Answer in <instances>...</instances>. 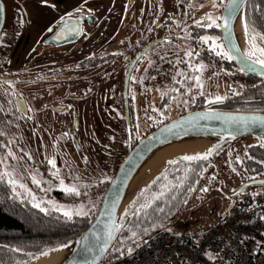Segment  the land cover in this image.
<instances>
[{
	"label": "rangeland",
	"instance_id": "rangeland-1",
	"mask_svg": "<svg viewBox=\"0 0 264 264\" xmlns=\"http://www.w3.org/2000/svg\"><path fill=\"white\" fill-rule=\"evenodd\" d=\"M5 1L7 4V22L0 41V73L9 72L7 74L20 75L24 71L22 67L25 63L28 68L27 71L30 73L55 71L54 69L60 68L59 73L55 71V74L51 76L56 77L54 81H58L53 86L49 85L50 82H45V85L41 86L38 82L28 80L23 87H17L25 97L29 110L35 111L33 115L36 116L37 113H40L41 108L48 103L51 97L60 95L67 89L70 90V84L74 87L71 91L81 94L83 91L78 85L80 83L77 82L81 77L89 76L84 81L85 83L81 85H86L87 90H91L93 94L82 102H72L73 110L78 113L79 120L78 128L74 134L75 139L81 145V148L77 151L73 148L67 125L63 124L66 121H70V125L72 124L73 119H70L69 114L56 115L55 118L45 116L43 117L44 120L40 119L42 124L45 123L46 126L50 122L52 127L50 130L42 127H39L38 130H28L25 121L15 117L12 113L11 120L15 125L12 136L15 139L12 136L7 139L9 146L3 153L5 158L3 162L4 170L11 174L18 185H24L27 181L30 184L27 187L29 188V194L34 197L36 203H44L46 209L51 208L62 215L65 211H70L73 213L72 217H83L85 215H75V212L83 206L87 214H91V212L99 209L107 185L130 147L122 108L124 71L121 69L115 72L113 70L115 62L96 68L93 67L82 73L78 71L76 74L73 73L72 68L77 65L80 59L95 54L100 57L104 52L109 51L111 47L107 50H103L105 47H102L104 41L101 37L104 38L105 35H108L109 38L112 36L111 41L108 42L109 44H113L122 38L119 42L122 41L123 46L119 50L131 45L133 43L134 28L139 25L138 16H142L141 19H143L140 24L148 27L152 22V18H150L152 12L154 9L155 11L159 9V4H155L153 0H46V2L45 0H24L30 16L35 19L49 18L51 20L58 19L61 13L66 10L64 7H67L70 3L76 7L79 6L80 10L84 12L86 6L89 7L90 4L97 6L100 3L97 6L98 8H94L97 11L95 17L97 22L91 27L92 37H97L98 41L93 42L90 46L89 41L85 38L74 46L48 49L44 46V48L41 47V44H37L40 41L41 28L35 30L29 24L27 28L23 27L24 24L17 28L14 22L15 11L20 7L15 0ZM225 2L226 0H162L160 2L163 9L161 20L167 17L179 16L182 18L179 23L180 29L189 25L197 26V22L202 25L203 22L199 16L191 19L188 23L185 20L186 10L198 9L200 11L198 15L204 14L207 17L211 15V19L214 20L223 10ZM99 15H101L100 18ZM211 23L208 25L213 26ZM209 38H211L209 42L212 43L213 38L211 36ZM34 44L37 46L33 49ZM220 45V52L223 53V46L221 43ZM178 51L179 54H177V49L173 48L171 52L169 51L166 54L165 52H156L150 56V74L158 75V77H154L157 88L166 90L168 87L173 89L179 85L181 88L187 86L183 83V79L187 81V69L190 71L192 62L190 60L184 61L187 54L182 49H178ZM36 55L41 56L37 57ZM163 55L165 57L162 58ZM40 57H42V61ZM223 57L220 55L219 62L214 66L204 63L201 72H190L194 75L199 73L198 76L201 79L203 77L202 87L195 84L196 88H202L203 93L206 95L203 101L205 105L210 104L209 101H214L217 96L222 97L221 102L227 105V101H231L241 93L248 91L250 87L247 84V76L244 72H240L238 68L234 69L231 63L225 64ZM194 65L196 68L201 64L198 61L194 62ZM180 72L185 75H178ZM91 73L96 74L92 75ZM69 77H76L77 83L73 85L74 82H69V80L73 81ZM174 81H181L182 83L176 85ZM249 84L251 85L250 82ZM90 86L91 88H89ZM202 89L200 94H202ZM177 91L181 90L174 89V96L170 98V102L166 107V115L170 119L179 116L182 106H189L193 103V101L189 102L187 98L179 96L180 93H177ZM137 94L135 96L137 98L136 109L138 113L135 111V115H137L136 118L138 117V124L137 128L133 129V133L136 139H141L150 132L147 127L148 117L150 116L147 106L149 104L148 99L152 97L151 100L153 102L155 100L157 104L160 98L153 93H143L142 91H138ZM191 94L193 95L189 92L186 95ZM7 96H5V103L12 107H9V110H13L12 99L7 98ZM58 125H60L59 128ZM58 133L66 136L65 142L59 141L58 143L55 140ZM27 137H36L37 140L32 142L29 147L25 144V138ZM262 138L257 135H248L234 139L227 144L213 147L212 149H215V151L211 154L213 156L210 165L205 168L203 175L197 181L184 208L166 224L167 231L175 235L184 233L200 234L212 228L230 206L231 199L228 194L231 191L253 177L255 179L264 177V160L261 158L249 159L251 157L250 147L252 145L260 146ZM39 139L44 145H41ZM52 147L55 148V151L50 150ZM25 150L30 154V156H27L29 160L31 157L35 164H41L44 151L49 162H54L57 167L60 164L65 167L59 171L58 176L54 174V171L45 167V173L42 176L37 170L27 169ZM9 152L11 155H9ZM208 152L209 150L205 153ZM237 159H239V162H237ZM4 170L0 171L3 173ZM49 174L52 177H48ZM33 177L39 181V186L33 183ZM61 181H63V185H61ZM65 187H75L80 194L77 196L67 193L64 191ZM204 188H207L208 191H201ZM103 189L104 192L100 197ZM55 190L63 191L68 195L64 194L62 196L63 201H59L53 197ZM262 191H264V186H252L248 192L259 193ZM64 197H67V200H64ZM37 254L39 253L32 256L34 257Z\"/></svg>",
	"mask_w": 264,
	"mask_h": 264
},
{
	"label": "flooded vegetation",
	"instance_id": "flooded-vegetation-1",
	"mask_svg": "<svg viewBox=\"0 0 264 264\" xmlns=\"http://www.w3.org/2000/svg\"><path fill=\"white\" fill-rule=\"evenodd\" d=\"M153 1L155 4L157 5L159 4V9L156 11L155 9L153 10L152 15L150 17L152 18V22L151 24L148 25V27L146 25L142 26L140 24L142 23L141 21H143V19H141L142 16L140 15L138 16L137 20L139 22V25H136L134 28L133 43L131 45L123 48L122 50H119V48L121 49L123 46V42L122 41L119 42L122 38H120L117 42L113 44H109L108 42L111 41L112 36H110L109 38L108 35H105L104 38L101 37V39L104 41V44H102V47L103 46L105 47L103 50H107L109 49V47H111L110 50L106 52L102 50L104 53L100 57H98L95 54V55H90L88 57L80 59L78 60L77 65L75 66L73 65L74 67L72 68L73 73L76 74L78 71L82 73L88 69H92L93 67L96 68L97 66H103L110 62L111 63L115 62L116 64H114L113 66V70L115 72H118L121 69H123L124 82H123V88H122V91H123L122 108H123V119L125 122V128H126L127 135H128L129 145H133L139 140V139H136L133 133V129L137 128V124H138V121H137L138 117L136 118L137 115H135V111L138 113L136 109L137 98L135 96V95H138L137 94L138 91H142L143 93H153L158 98H160L157 104L155 100L154 102L153 100H151L152 97L148 99L149 104L147 106L149 108L148 114H150V116L148 117L147 127L149 131H152L155 128L162 125L163 123L171 120L170 118H167L166 107H167V104L170 102L169 101L170 98L174 96V89H177V88L181 90V91H177V93H180L179 96H182V98L184 97L187 98L189 102L193 101V103L190 104L189 106H186V105L182 106L179 116L187 112L201 109V108H210V107L225 108L226 106H228L222 102L221 103L220 102L210 103V104L205 105L203 101L205 100L206 95L203 93L202 88H199V89L196 88L197 83H196V80L193 79V77H197L199 73H197L196 75H194V73L193 74L190 73L192 71L194 72L193 69L195 68V65H197V64L194 65V62L199 61L201 65L206 63L208 65L212 64L213 66L219 62L220 55H217V52L221 51L220 47L217 48V52L212 51V46H213L212 43L208 42L207 44H204L202 42L204 37L211 36L216 41L217 45H220L221 43L223 46L224 52L228 53L222 41L220 26H217V25H220V20H221V15H222L223 10L220 11L221 13H219L216 16V19L214 20L208 19V18H211V15H209V17H207L204 14L198 15L200 13L198 9L191 10V11L186 10L185 20L188 21V23L189 21H191V19L199 16L203 24L199 26L189 25L187 27L180 29L179 23L182 21L181 20L182 18L179 16H175L173 18L167 17L164 20H161L163 9H162V5H160V2L162 0L161 1L153 0ZM4 2L6 5V22H7V4L5 0ZM15 2H17V5H19L20 7V9H17V11H15L14 22L17 25V28H19L21 24H24L23 27H26V28H27V25L29 24L30 27H32L35 30L41 28L42 33H41V36L39 37L40 41L37 43L39 45L41 44V47L44 46V47H47L48 49L66 48V47L77 45L79 41H83L85 38L87 41H89L88 44L90 43V46L93 44V42L98 41L97 37H92L93 35L91 34L92 32L91 27L94 25V23L97 22V19H95L97 11L94 10V8H96L98 4L100 3H98L97 6H95L94 4H90L89 7L86 6L85 12L80 10L79 6L76 7V6H73L72 3H70L67 7H64L66 8V10L64 11V13H61V16L58 19L51 20L49 18L35 19L32 16H30L29 11L25 7L24 0H15ZM48 5H51V4H48ZM100 16L101 15H99V18ZM213 21H215L214 24H213ZM6 22H5V25H6ZM210 23L213 24V26H209ZM77 25L79 26L80 32H79V35L75 38V40L72 42H66V43L59 44L73 37L74 33H76ZM62 26L64 27L61 29ZM50 28L52 29L51 31H49ZM89 28L91 29L87 31ZM4 30H5V26L0 35V41L4 34ZM59 31L61 32L58 33ZM101 34H103V32H101ZM55 35H56V40L54 38ZM36 46L37 45L34 44L33 49ZM173 48L177 49V54H179L178 49H182L184 53L187 54L184 61L190 60L192 62V66L190 68V71L189 69H187V74H186L187 81L186 79H183V83L187 85L186 87L181 88V86L179 85L177 86V88H173V89L172 88L169 89L168 87V89L166 90L164 89L165 90L164 91L163 89L157 88L158 86L156 85V80H154V77H158V75L150 74V66H151L149 62L150 56L152 54H155L156 52H165L166 54L169 51L171 52ZM190 52L192 53L191 56L188 55V53ZM36 56L39 57L41 55H36ZM163 57H165V55H163L162 58ZM41 58L42 57H40V60ZM166 58L170 59L171 57H166ZM223 58H224L223 60L225 64L231 63L234 69L238 68L232 59H228L226 56H224ZM22 68H24V71L20 75L7 74L9 72L0 73V130L3 131L2 134L7 135L8 133L7 131H10L11 133L10 136L14 134L15 125L11 120L12 113L15 115V117L25 121V123L28 125L27 127L28 130H32V129L38 130L39 127H42L43 129H46V130H50L52 128L50 122H48L47 123L48 126H46L45 123L42 124L40 119L44 120L45 118L43 117L45 116H51V118H55L56 115H61V114L66 113V114H69L70 119L71 118L73 119V122L71 125L69 123L70 121H66L63 124L67 125L68 133L72 138L74 150L76 151L79 150L81 148L80 147L81 145L78 142V140L75 139L74 137L75 131L77 130L78 125H79L78 113L75 112V110H73L74 107L72 105V102H82L93 94L91 90H87L86 85H81L82 83H85L84 81H86L89 76L81 77L79 78V80H77L76 77H69V79L73 80V81L69 80V82H72V83L74 82L73 85H75V83L77 82L80 83L78 85L82 88L83 92L81 94H78V93L71 91V89H73L74 87H72V84H70V90L67 89L62 94L51 97L48 103L44 107L41 108V112H40L41 114L37 113V115L35 116L33 115L35 111L29 110L27 106L28 103L25 97L22 95L21 91L17 89V87L18 88L23 87L24 84L28 82V80H30L31 82H38L41 86H44L45 82H50L49 85L53 86L54 84L58 83V81H54L56 80V77H51V76L55 74L54 73L55 71H58L57 73H59L60 68L54 69L55 71H47V72L41 71L39 73H30L29 71H27L28 68L26 67V63L23 65ZM239 71L242 73L244 72L241 69H239ZM94 74L96 73H93L92 75ZM244 74L245 76H247L245 72ZM214 79H213V82L215 83ZM200 81L203 84V77L202 79L200 78ZM246 81H247V84L250 86L249 82L251 83V78L246 77ZM174 82L176 85L178 84L177 81H174ZM89 88H91V86ZM201 89H202V94H200ZM160 91L163 92V94H161ZM189 92L193 93V95L192 94L186 95ZM184 94L185 96H183ZM5 96H7V98L12 99V102L14 104L13 110L12 109L9 110V107L10 108L12 107L5 103ZM126 96H127V99H126ZM20 99H22L25 103V111L19 110L17 100H20ZM227 102L228 103L235 102V98ZM75 122H77L76 126H74ZM59 127L60 125H58V128ZM60 134L62 133L57 134V137L55 138V140L58 143L59 141L65 142L66 136L63 134L65 137H64V140L62 141L59 138ZM13 139L15 138L13 137ZM35 140H37L36 137H32V138L27 137L25 138V144L29 146ZM2 141H4V143L8 142L5 138L3 140L0 139V142ZM40 143L41 145H44L42 144L41 140H40ZM8 146H9V142L7 143V148ZM50 150L55 151V148L52 147ZM4 152L5 151L0 146V170H4V165H3V162L5 161V158L3 156ZM24 152L26 156L25 162H26L27 169H33L35 171L37 170V172L40 173L42 176H44L45 167H48L50 170L54 171V174H57V176L59 175V171H61L62 168L65 167L62 164H60L59 167L53 166V164L50 163L49 160L45 157L44 151L42 154L41 164H37V163L35 164L34 161L31 160V157L29 160V158L27 157V156H30L29 152L26 150ZM3 173H5V170L3 171ZM47 176L52 177L51 174ZM29 185L30 184L26 181V183L21 188L25 189ZM237 188H235L233 191H235Z\"/></svg>",
	"mask_w": 264,
	"mask_h": 264
},
{
	"label": "trees",
	"instance_id": "trees-1",
	"mask_svg": "<svg viewBox=\"0 0 264 264\" xmlns=\"http://www.w3.org/2000/svg\"><path fill=\"white\" fill-rule=\"evenodd\" d=\"M245 22L256 32L264 34V0H248ZM261 46L264 47V44ZM247 77L251 78L248 91L236 96L235 102L228 103L224 109L264 112V80L250 75ZM2 132L0 130V139L7 140L10 131H7V135H3ZM228 142L230 141L216 146ZM7 143L0 142L4 151L7 150ZM250 150L249 159L264 160V148L252 145ZM212 156L196 162H184L179 159L177 161L181 162L178 165L171 164L158 176L159 179L157 177L143 189L147 190L143 198L138 200L142 190L137 193L123 212L122 217L127 218V224L106 258L108 264L133 255L147 242L150 235L167 231L166 224L184 208L193 191L190 189H194L205 168L210 165ZM0 175H3L1 171ZM9 179V176H4L0 180V264H27L36 253L47 252L70 243L92 222L98 211L96 209L95 212L83 217L73 216L68 219L51 208L46 209L42 203L39 204L40 208H44L45 211L41 212L40 208L33 207L36 200L29 194V188L23 189L18 184L13 188ZM54 192L53 197L59 201H63L64 194L68 195L59 190ZM103 192L104 189L101 190L100 197ZM161 193L163 195H160ZM158 195L160 199L153 201L152 198ZM64 198L67 200V197ZM145 201L150 202L152 206L138 211L140 204ZM133 232L136 233L135 237L132 235Z\"/></svg>",
	"mask_w": 264,
	"mask_h": 264
},
{
	"label": "water",
	"instance_id": "water-1",
	"mask_svg": "<svg viewBox=\"0 0 264 264\" xmlns=\"http://www.w3.org/2000/svg\"><path fill=\"white\" fill-rule=\"evenodd\" d=\"M247 2L248 0H241L239 11L229 21V33L226 35L222 27L224 22L223 18L227 15L225 9L229 4V0L226 1L220 20L221 37L224 46L232 57L235 65L247 75L264 80V69L259 65H255V71H247L244 70V66L241 64V60L251 63L257 59L254 56L249 59V57L245 55L248 53V49L252 51L250 42L246 39L245 46L247 47L243 48L239 46L236 38L238 24H245V9ZM5 22L6 5L4 0H0V35L4 29ZM63 27L64 26H62L61 29ZM60 32L61 31L58 33ZM79 32V26L77 25L76 33H74L73 37L59 44L74 41L79 35ZM54 38L56 40V35ZM17 102L19 110L25 111L24 101L20 99L17 100ZM254 116L264 117V112L212 107L201 108L187 112L163 123L159 127L145 134L134 145H130L128 153L117 167L113 177L107 185L99 209L92 222L75 239L66 244L67 246L64 245L58 248L64 250V255L58 264H103L106 262L110 250L127 224V218L122 217L123 212L135 198L137 193L144 189H140L131 201L127 202L131 195L130 187L143 165L154 154L176 143L186 142L188 140H211L212 143L207 149L208 151L222 142L232 141L244 136L257 135L264 137V126H261L259 122H250V118ZM76 125L77 122H75L74 126ZM64 137L63 134L59 135V138L62 141L64 140ZM179 159L181 158H177L174 161ZM170 165V163L166 165L153 181ZM262 182H264V177L247 180L235 191L228 194V197L233 199L237 196L244 195L248 193L249 188L252 186H264V183ZM114 225L116 228H119V231L113 232L114 239L109 242L107 250L105 252H100L98 247L103 246L108 231L113 230ZM152 236L153 235H150L148 239Z\"/></svg>",
	"mask_w": 264,
	"mask_h": 264
},
{
	"label": "built area",
	"instance_id": "built-area-1",
	"mask_svg": "<svg viewBox=\"0 0 264 264\" xmlns=\"http://www.w3.org/2000/svg\"><path fill=\"white\" fill-rule=\"evenodd\" d=\"M113 264H264V191L233 198L203 233L159 232Z\"/></svg>",
	"mask_w": 264,
	"mask_h": 264
},
{
	"label": "snow or ice",
	"instance_id": "snow-or-ice-1",
	"mask_svg": "<svg viewBox=\"0 0 264 264\" xmlns=\"http://www.w3.org/2000/svg\"><path fill=\"white\" fill-rule=\"evenodd\" d=\"M45 2H46V0H45ZM240 7H241V0H229V4L225 9L227 15L223 18L224 22L222 25L226 35L229 33V21L239 11ZM208 19H211V18H208ZM214 23H215V21H213V24ZM197 26H199V22H197ZM217 26H220V25H217ZM244 29H245L246 39L250 42L251 49H252V51H250L249 53H246L245 55L248 56L249 59H251V57L255 55V56H257V59L252 61L251 63H248L247 61L241 60V64L244 66V70H247V71H255V65H259L262 69H264V47L261 46V44H264V34L256 32L254 30V28H251L247 22H245V24H244ZM51 30L52 29L50 28L49 31H51ZM209 39H211V38L204 37L203 43L207 44L209 42ZM257 41H260V43H257ZM212 45H213L212 51H214V52H217V48L221 47V45H217V43L214 39H212ZM188 55L191 56L192 53L190 52V53H188ZM217 55L226 56L228 59H232V57L229 56L227 52H223V53L217 52ZM203 68H204V65H199L198 67L194 68L193 70L197 71V72H201L203 70ZM178 75L184 76L185 74L183 72H180V73H178ZM193 79L196 80L198 87L203 86L201 81H200L199 76L193 77ZM178 83H182V82L178 81ZM222 99H223L222 97L217 96L214 101L210 100L209 103H214V102L218 103V102H221ZM250 122H252V123L259 122L261 124V126H264V117H259V116L251 117ZM260 146L264 147V138L261 139ZM213 151H215V149H210L208 153L197 155V156H184V157H181V161L196 162V161L207 160ZM9 155H11L10 152H9ZM181 161H170L169 163L173 164V165H178ZM237 162H239V159H237ZM50 163H53V166H55L54 162L50 161ZM233 171H235V169H233ZM4 176L10 177V179H9L10 186L15 188L16 187V181L14 178L11 177V174L7 173V172L3 173V175H0V180H2ZM32 179H33V183H35V184H37V186H39V181H37L35 177H33ZM157 179H159V177ZM213 179H214V177H213ZM252 179H255V178L253 177ZM262 183H264V182H262ZM61 185H63V181H61ZM20 187H23V185H20ZM190 190H194V189H190ZM64 191H66L67 193H70V194L77 195V196L80 194L79 191L75 187H65ZM146 191L147 190L141 191V194H140V197H138V200L140 198L144 197V194ZM201 191L207 192L208 189L204 188V189H201ZM160 195H163V193H161ZM160 195L153 197L152 200L154 201V200L160 199ZM135 203L136 202H134V205H135ZM151 206H152V204L150 202L145 201L144 203L140 204L138 211L146 210V209L150 208ZM33 207L40 208V205L38 203H36V204H33ZM40 211L44 212L45 209L40 208ZM160 211H163V209H160ZM63 214L68 219H71L72 215H73V213L70 211H65ZM75 215H87V212L84 210V207L81 206V208L75 212ZM118 231H119V228H116L115 225L113 226V230L108 231L107 238L104 240L103 246L98 247V250L100 252H105L107 250L109 242L112 239H114L113 232H118ZM132 235H133V237H135L136 233L133 232ZM97 239H99V238H97ZM65 246H67V245H65ZM51 250L52 251H58L59 249L56 248V249H51ZM86 250H90V249H86ZM47 254H48L47 252L43 253V255H47Z\"/></svg>",
	"mask_w": 264,
	"mask_h": 264
},
{
	"label": "bare ground",
	"instance_id": "bare-ground-1",
	"mask_svg": "<svg viewBox=\"0 0 264 264\" xmlns=\"http://www.w3.org/2000/svg\"><path fill=\"white\" fill-rule=\"evenodd\" d=\"M236 38L239 46L245 48L246 36L243 23H239L236 30ZM248 53L251 50H247ZM255 58H257L254 55ZM211 140L195 139L186 142L176 143L154 154L142 167L139 174L130 187L131 201L134 195L142 188L149 185L153 179L162 171V169L177 158L184 156H197L205 153L210 147ZM148 187V186H147ZM47 255L38 254L34 256L27 264H58L64 255V250L49 251Z\"/></svg>",
	"mask_w": 264,
	"mask_h": 264
}]
</instances>
